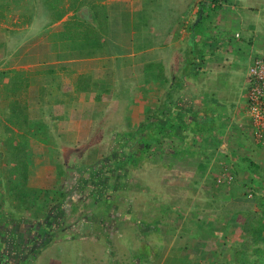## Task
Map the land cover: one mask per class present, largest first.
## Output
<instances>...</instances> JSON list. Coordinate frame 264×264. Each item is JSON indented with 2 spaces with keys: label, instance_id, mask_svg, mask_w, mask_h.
<instances>
[{
  "label": "crops",
  "instance_id": "0c3cea01",
  "mask_svg": "<svg viewBox=\"0 0 264 264\" xmlns=\"http://www.w3.org/2000/svg\"><path fill=\"white\" fill-rule=\"evenodd\" d=\"M96 3L104 5L101 13L93 8ZM193 3L194 0H0V146L14 139V146L21 143L20 147L33 155L28 187L20 191L27 190L29 194L33 188L40 192L58 189L66 198L60 208L68 213L66 204L74 200L73 209L77 206L86 210L85 205H76L81 197L76 186L87 188L85 183L90 179L91 197L95 185L104 190L96 177L101 170L116 177L114 169L113 173L107 170L117 159L114 150L120 143L130 149V133L137 131L150 114L154 115L155 126H172L174 117L185 123V118L191 120L197 127L193 128L197 139L192 137L193 141L189 138L190 142H186L182 134H163L159 129L149 168L146 157L136 164L118 166L123 170L121 174L128 175L129 184L114 197L117 202L111 215L120 207L119 202L128 205L127 210L149 214L154 204L142 205L140 198L147 197L150 191L149 195L170 198L180 187V178L187 182V196L188 190H194L198 195L212 197L205 204H197V210L208 212L211 208L213 212L219 209L224 196L238 194L241 186L232 184L237 171L241 180H252L256 175L264 179V141L256 137L247 101L249 66L255 55L264 52V0H227L223 5L221 1L208 0L211 6L205 13L203 29H198L197 45L191 40L200 4L194 8ZM70 19L85 20L94 26V39L85 51L81 52L69 37L66 22ZM115 20L116 24L112 23ZM235 25L238 29L232 32ZM194 47L205 53L197 70L188 64L183 78L173 71L164 73V69L180 68L181 52L188 60V52ZM240 58H247V67L235 62ZM132 72L135 79L131 78ZM167 101H171L170 116L164 117ZM87 104L91 110L84 121L82 111ZM90 150L95 152L97 165L95 173L85 177L87 169L82 165L91 163L85 158ZM179 150L183 153L178 154ZM142 160L146 164L141 167ZM184 164L185 170L180 169ZM10 165L16 175L19 167H15L16 163ZM189 179H196L200 185L193 186ZM107 180L108 185L112 183ZM13 193L12 189L10 194ZM232 201L230 208L241 212L252 211L258 199L255 205L253 199L243 197ZM177 207L179 211L186 210ZM194 210H188L190 222L184 225L152 227L169 239L162 255L152 253L132 264H194V252L202 253L216 243L213 232L218 227L208 221L191 223ZM167 211H172L171 207ZM88 221L81 222L80 227ZM222 228L227 237L228 226ZM89 233L71 238H101L95 232Z\"/></svg>",
  "mask_w": 264,
  "mask_h": 264
},
{
  "label": "rangeland",
  "instance_id": "374dc122",
  "mask_svg": "<svg viewBox=\"0 0 264 264\" xmlns=\"http://www.w3.org/2000/svg\"><path fill=\"white\" fill-rule=\"evenodd\" d=\"M201 1L202 0H194L193 7H197ZM220 1L221 5H223L227 0H217L216 3ZM72 6L74 7V4H72ZM198 19L199 17H196L195 23H197ZM116 21L117 20L112 23L116 24ZM205 21L206 18H204L203 23L199 26L200 30L201 28L203 29ZM237 29L238 27L235 25L231 30L232 32H235ZM181 53L182 54H180V56L183 60H181L182 65L180 68L175 67L171 69H164V73L165 71H173L172 73H177L180 78L187 76V68L189 66L188 62H185L187 60V55L185 52ZM240 59L241 60L236 59L235 62L243 68L247 67L249 63L247 58ZM191 68L192 66L190 69ZM131 78H136V76H134V72H132ZM83 108L82 118L85 121L89 116L91 106L90 104H87L84 105ZM174 118L175 120L172 126L166 124L159 126L157 124L154 126V130L149 133H146L147 131H145V134H141V132H144L145 130L143 127H140L137 131L131 132L130 137L127 139L130 149L123 148L120 143L119 147L114 150L117 159L113 163V166H109L111 168L108 167L107 169H112V173L114 169V174H117L118 176L116 175V177L114 176L115 178H112L113 175L111 176V173L107 176L105 171L101 170L102 173H100L101 171H97V173H100V175L96 177L98 182L97 184L103 183L104 190L99 189L101 186L95 185L97 188L92 192L93 197L90 195L89 188L90 185H92V180L88 179L86 181L85 185L88 182L87 188H84V186L82 188L76 186L75 190L81 196L78 198L79 201L76 205H80L79 203H81L82 205H85L86 210L79 209L77 206L73 209L72 203L75 201L72 200L66 204L68 205V213L64 211V208H60L62 202L64 203L66 198L58 189H44L40 192L34 190L33 188L29 194L27 193V190H25V193L20 191L21 189L23 190L28 187V181L27 184L23 183L21 168L22 166L27 167L28 165L29 174L33 155L28 153L29 151H27L24 146L20 147L21 143H19L18 146H14V144H17V141L14 139L12 142L8 141L7 146H3V148L0 146V161H2L1 169H3V172L0 174V219L5 217L10 223L7 224L9 225L8 228L4 229L2 232V239L5 244L3 248L8 256L5 261H2L1 259L3 258L0 256V264H93L95 262H99V264H132V262H138L136 259L148 258L152 253L161 256V250L166 245L165 242H169V239L167 240L161 233L154 232L152 227L160 226V224H163L165 227L167 225L174 226L176 224L181 226V223L184 225V223L190 222L187 218L189 213L188 210L193 208L195 209L194 211L196 215H191V223H194L195 221H197L195 223L208 221L207 223L218 226L217 229L212 227L214 229L213 233H215L214 236L216 238V243L208 246L206 251L202 253L194 252L192 255V261L194 264H210L212 261L217 263L225 262L230 264H240L236 261V258L237 253L241 250L246 252L245 257L252 259L251 263H262V256L257 255L253 251V247L256 246V243L254 240L252 241L250 235L251 225L255 224L264 213V179H260L257 175L254 176L252 180L247 177V179L245 178L241 180L240 178L242 177L239 176L237 171L232 184L241 186L239 187L238 194H228L224 196L221 200L223 202L219 209L213 212L211 208L208 209V212L197 210L200 209V207H197V204L200 202V204H205L210 201L212 197L207 195L203 196L201 194L198 195L199 193L194 190H188L189 194L187 196L185 194V191L187 192V182L186 180L180 178V187L175 190L176 192H173L175 194H172L170 198L168 195H149L151 191L148 193L147 197L142 196L140 198L142 205H144L145 202L147 205L154 204L155 208H152L149 214L148 212L142 213L138 210H127L128 205L126 206L123 202H119L118 204L120 207L115 209L112 212L113 215H111L112 208H114V204L117 202L113 201L114 197L119 195V191L124 188V185L129 184V180L127 179L128 175L121 174L123 170L118 166L122 165L126 167L129 166V164H136L141 159L146 157V163L149 160L147 167L149 168L151 166V162H153V156H155L156 153L153 148V143L157 139L158 134H160L159 129L163 130V134H182L181 136H183L182 138L186 140V142H190L189 138L193 141L192 137H196L197 139V135L194 134L195 129H193L197 127H193L191 120H187L185 118V123V121H180L181 119H176V117ZM153 119L154 115L150 114L147 116L146 122L152 121ZM167 129L170 130L168 131ZM120 135L117 136L120 137ZM9 136H11V134L8 132L6 137L9 138ZM140 141L142 144H147L153 141L151 146L152 149L150 148L147 150V148L143 145L141 147L142 149L139 150L138 142ZM9 143H13V146ZM167 144L164 147H167ZM92 151L93 150H90L85 155V158L88 161H91V163L88 164V162L87 164L84 163V165H82L83 168L86 167L87 169V175L84 174L85 177L88 176V173H95L94 168L97 165V162L94 160L95 152L92 153ZM180 153H183V150H179L178 154ZM111 155H113V153ZM123 157L126 159L122 160ZM84 159L81 161L84 162ZM141 162V167L146 164L143 160ZM13 163H16L15 167H19V172L16 175L10 170V164ZM252 166L249 164V167ZM186 167V164L183 166L180 165V169L182 168L185 170ZM243 169L247 170L246 165L243 166ZM255 171L259 173L260 169L257 168ZM124 175L126 177H124ZM11 176L13 179H10ZM107 178L112 180V183L110 182L109 185L106 183ZM189 180H191L193 186L200 185L196 179ZM12 189L14 193L11 195L10 193L12 192ZM41 193L44 195L40 196ZM236 197L253 199L252 205L255 203L254 201L258 199L257 206L254 207L252 211L244 210L237 212V210L235 211L230 208L232 207L231 201ZM130 199H133V197L130 196ZM94 203H99V205H94ZM137 205L139 206V203ZM177 206H180V209L185 207L188 212L186 210L179 211V207ZM170 207L172 211L168 212L167 210ZM226 207H228V209H226ZM121 208H125L126 210L121 211ZM146 209L149 210L150 208L147 207ZM78 210H80V212ZM75 211L78 212L76 213ZM87 220H89V223L86 226L82 225L83 227H80V223H84V221ZM47 222L50 225L51 234L47 233L48 230L45 228V223ZM206 222H203L204 225ZM1 225L4 226V224H1L0 220V227ZM10 225L12 228H10ZM226 225L228 226L226 230V233H228L227 237H225L224 228H222V226L226 227ZM38 232L42 233L38 239L40 241H38L35 237ZM89 232H95L96 235H99L101 238L92 239L90 236L85 238L76 236L74 237V240L71 238L72 235L84 236L86 234H90ZM250 241L251 244H249ZM148 245H150L153 249ZM152 261L154 262V260ZM183 262H185V259H183Z\"/></svg>",
  "mask_w": 264,
  "mask_h": 264
},
{
  "label": "trees",
  "instance_id": "16d2710c",
  "mask_svg": "<svg viewBox=\"0 0 264 264\" xmlns=\"http://www.w3.org/2000/svg\"><path fill=\"white\" fill-rule=\"evenodd\" d=\"M212 1L217 2V0H212ZM209 5L210 4H208V0H202L200 2V10L198 12L197 17H199L200 14H203V17L199 20L198 23L193 24V33H192V40H191V43H193V45L198 43L197 42L198 41L197 37L199 34L198 29H199V26L203 23V20L205 18V13L210 8ZM103 6L104 5H101L100 3H96V5L93 8L96 10L97 13H101ZM66 27L70 29V31L68 32L70 35L69 36L70 39H72L74 41L76 46H79V50L81 52L85 51L86 48L88 46H90L89 43L92 42V40L94 39V34H95V32L93 30L94 26L92 24L86 22L85 20L70 19L66 22ZM92 35H93V37H92ZM190 45H192V44H190ZM195 50H197V51H195ZM188 53L190 54L189 55L190 57L188 60H186V62L188 61V64L191 65L192 67H194L195 70H197L198 65L200 63L199 59H200V61H203V59H204L205 53H204L203 49H199L197 47L196 48L194 47L193 50L189 51ZM170 107H171V101H167L164 105V110H163V114L165 115L164 117H167L169 115L168 112L170 110ZM154 126H155V124H154L153 120L142 123L141 127H143L145 130H144V132H141V134H143V133L145 134V131H147L146 133L153 131ZM167 130L169 131L170 129H167ZM153 141L150 143H147V144H142L141 141L138 142L139 150L142 149L141 147L143 145L145 146V148H147V150H149L152 146ZM21 174H22V178H23L22 179L23 183L27 184V181H29L28 165H27V167L22 166ZM0 220H1V224H4V226L1 225V227H0V256H2V258H3V259H1V257H0V259L3 261L8 255H6L7 253L4 251V248H3L5 244H4V240L2 239V236H3L2 232L4 229L8 228L9 225H7V224L9 222L5 217H3ZM45 225H46L45 226L46 230H48L47 233L51 234L50 233L51 228H50L49 223L47 222V223H45ZM10 228H12L11 225H10ZM42 229H43V227H42ZM12 233H14V232H12ZM47 233H43V234H47ZM41 234L42 233H39V232L36 233L35 237L37 238V240L39 239ZM250 235H251L252 241L254 240L256 243V246L253 247V251L257 255L262 256L263 260H262V263H260V264H264V213H263L262 217H260L256 221L255 224L251 225ZM38 241H40V240H38ZM249 244H251V241ZM245 255H246L245 251L244 252H243V250L239 251V253H237L236 261L240 264H253V263H251L252 259L245 257ZM210 264H230V263H225V262L217 263V262L212 261Z\"/></svg>",
  "mask_w": 264,
  "mask_h": 264
},
{
  "label": "built area",
  "instance_id": "2783aa9c",
  "mask_svg": "<svg viewBox=\"0 0 264 264\" xmlns=\"http://www.w3.org/2000/svg\"><path fill=\"white\" fill-rule=\"evenodd\" d=\"M248 113L256 137L264 141V52L252 58L248 70Z\"/></svg>",
  "mask_w": 264,
  "mask_h": 264
},
{
  "label": "water",
  "instance_id": "95a60500",
  "mask_svg": "<svg viewBox=\"0 0 264 264\" xmlns=\"http://www.w3.org/2000/svg\"><path fill=\"white\" fill-rule=\"evenodd\" d=\"M203 17V14L199 15V19L197 20V23L199 22V20Z\"/></svg>",
  "mask_w": 264,
  "mask_h": 264
},
{
  "label": "flooded vegetation",
  "instance_id": "af4514ba",
  "mask_svg": "<svg viewBox=\"0 0 264 264\" xmlns=\"http://www.w3.org/2000/svg\"><path fill=\"white\" fill-rule=\"evenodd\" d=\"M6 259V258H5ZM5 259H4V261H5Z\"/></svg>",
  "mask_w": 264,
  "mask_h": 264
}]
</instances>
